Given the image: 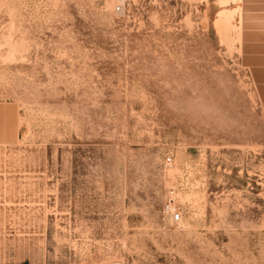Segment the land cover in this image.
<instances>
[{
	"label": "rangeland",
	"instance_id": "obj_1",
	"mask_svg": "<svg viewBox=\"0 0 264 264\" xmlns=\"http://www.w3.org/2000/svg\"><path fill=\"white\" fill-rule=\"evenodd\" d=\"M235 1L0 0V264H264Z\"/></svg>",
	"mask_w": 264,
	"mask_h": 264
},
{
	"label": "crops",
	"instance_id": "obj_2",
	"mask_svg": "<svg viewBox=\"0 0 264 264\" xmlns=\"http://www.w3.org/2000/svg\"><path fill=\"white\" fill-rule=\"evenodd\" d=\"M231 8L236 15L239 13L235 19L241 33L240 57L250 72L264 104V0H239L238 4L233 3ZM0 118L14 117L12 115L9 117L6 112L4 116L0 114ZM17 264L43 263L24 261Z\"/></svg>",
	"mask_w": 264,
	"mask_h": 264
},
{
	"label": "built area",
	"instance_id": "obj_3",
	"mask_svg": "<svg viewBox=\"0 0 264 264\" xmlns=\"http://www.w3.org/2000/svg\"><path fill=\"white\" fill-rule=\"evenodd\" d=\"M120 10H121V8L119 7L117 9V11H120ZM166 210H167V212H169L171 214V218L173 220H175L176 222L181 220V216L179 213L172 211V209L170 207H167ZM114 264H119V263H114Z\"/></svg>",
	"mask_w": 264,
	"mask_h": 264
},
{
	"label": "bare ground",
	"instance_id": "obj_4",
	"mask_svg": "<svg viewBox=\"0 0 264 264\" xmlns=\"http://www.w3.org/2000/svg\"><path fill=\"white\" fill-rule=\"evenodd\" d=\"M233 2H234V1H233ZM235 3H236V1H235ZM227 19H228L227 16L222 15L220 21H222V20H224V21L226 20V21H227Z\"/></svg>",
	"mask_w": 264,
	"mask_h": 264
}]
</instances>
